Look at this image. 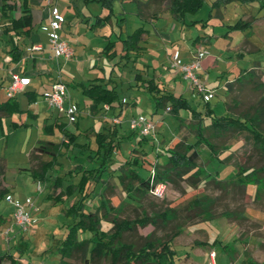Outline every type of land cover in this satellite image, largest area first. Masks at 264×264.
Segmentation results:
<instances>
[{
	"label": "crops",
	"instance_id": "0c3cea01",
	"mask_svg": "<svg viewBox=\"0 0 264 264\" xmlns=\"http://www.w3.org/2000/svg\"><path fill=\"white\" fill-rule=\"evenodd\" d=\"M205 1H211L212 8L216 9L215 15L221 18L223 8L221 0H203L202 6ZM53 6L58 8L63 19L60 34L69 42L72 49V56L69 59L54 57L50 49L47 30ZM24 9L26 10L23 11ZM197 11L186 12L177 18L167 5L153 3L151 0H107V3L104 0H0V102L8 99L6 87L11 81V72L30 79L22 90L23 94L18 92L13 97L19 110L0 116V264H22L21 260L24 259L18 251L21 253L26 250L28 245L26 235H29L30 240L33 234L40 230V225L50 215L47 211L48 205L64 201V180L60 175L56 176V180L53 179L54 167H58L57 172L61 173L60 171H65L66 167L70 166L69 162L73 160L70 153L75 152L74 146L86 144V149L88 147L89 151L95 150L96 148L91 147L93 135L97 132H106V126L102 128L99 126L102 121L108 122L110 116L120 117L125 113L135 117L133 108L140 104L141 99H145L151 109L149 119L155 124V134H150L154 141L145 144L148 140L146 137L142 139L139 135L140 138L137 139L139 145L131 148L130 153L133 155L141 153L144 158L149 153H155L156 160V150L166 153L173 143L181 139L176 133L180 132L181 127L188 129L190 124L188 118L191 120L190 113L186 112L188 109H180L177 113H172L169 106L156 109L154 98L146 87L152 80L163 90L188 100V92L194 90L182 78L180 72L170 66V58L177 55L182 61L187 62L198 48L204 50L203 47L211 43L212 34H197L192 37L190 33L193 28L198 29L200 26L203 29L208 24V20L195 17ZM26 14L29 18L23 25L20 18ZM221 24L225 26V22L222 21ZM228 25L231 23L227 24V29L220 32L221 34L225 35L230 31ZM138 28L142 29L138 49L125 50L123 40ZM188 39L191 40L190 45ZM34 46L40 48L34 49ZM206 55L207 52L201 60L199 75L207 86L211 80L210 68L220 58L218 55L207 57ZM256 64L262 67L259 61H252V64L241 67L236 72L229 71L228 74L217 75L224 78L222 91H227L226 84L232 81L230 78H236L243 70L254 68ZM58 81L66 85L65 104H72L77 109L72 122H68L66 116L57 109L50 107L44 98V93ZM90 83H102L108 88H113L117 93V99L110 104L99 103L94 106L93 100L83 93L84 87ZM209 89L214 90V85ZM141 92L147 94L141 95ZM21 95H24V98ZM21 97V100L25 101L24 104L20 102ZM188 102L190 103L189 100ZM223 104L224 109L221 113L226 107L224 102ZM169 114L178 121L174 126L170 123ZM85 116L86 121L83 122L81 119ZM113 119L111 122L115 126L122 123L119 119L118 123H114ZM19 130L23 132H18ZM19 133L21 138L17 147L20 148L18 153L20 159L10 164L7 155L9 140L12 135ZM131 133L136 134L132 130ZM84 134L89 137L88 141L80 143L78 140L84 137ZM118 136L119 139L122 138L119 132ZM46 142L55 145L56 153L37 149L41 143ZM134 148L138 151H134ZM129 157L131 155H127L123 160L115 159L111 169L124 166L125 160ZM138 158L144 162L145 167L137 171L145 174L148 170L146 166H152L154 161L148 165L142 157ZM87 160L97 164L90 158V153ZM45 162H51V167L43 173L42 164ZM69 170L71 169L68 168L67 171ZM111 171L105 180V187L109 178L118 172L114 170L115 173L112 175L114 171ZM38 181L41 190L37 189ZM69 184H74L72 179L66 185ZM9 194L20 202L33 197V205L29 209L33 224L27 233L20 232L13 223L14 206L6 199ZM91 197L92 195L86 201L88 209L100 202L94 198V202L98 203L90 206ZM106 199L112 203L109 197ZM72 203L67 206L64 203L62 211L55 212L59 217L70 220L69 223H65L67 227L71 217L67 216L66 209ZM54 225H45L44 229L51 227V231L48 229L46 234L53 233ZM67 227L65 233L55 238L53 244L54 254L58 257L57 263L53 258H48L45 263L44 256L40 257L39 253H33L37 259L32 261L33 264H69L72 259L67 260V263L62 262L57 251ZM198 244L203 246L201 242ZM210 253L208 264H216L215 256Z\"/></svg>",
	"mask_w": 264,
	"mask_h": 264
},
{
	"label": "rangeland",
	"instance_id": "374dc122",
	"mask_svg": "<svg viewBox=\"0 0 264 264\" xmlns=\"http://www.w3.org/2000/svg\"><path fill=\"white\" fill-rule=\"evenodd\" d=\"M246 1L249 3H245L243 0H229L224 3L222 6L221 18L215 15L216 9L212 8L211 1H205L203 6L195 14V17L206 21L208 20V24L204 26L203 29L198 26V29L193 28L190 31L191 35H193L192 37L197 34H212L211 43L205 45L203 48L207 52L206 57L209 55H218L220 58L216 64H212L214 68L213 66L210 68L211 80L206 86L207 88L212 85L215 87L213 90L214 96L211 98L209 105L214 109L216 114L223 111V102L225 104H227V102L228 104H232V102L236 101L237 106L234 112L238 113L247 109L249 105L255 103V101L259 99L261 94H264L261 92L262 89L255 90L252 85H248L247 83H237L234 81V77L229 79L233 82V90L231 92L225 90V93L222 91L224 78L221 76L217 77V75H221L222 73L228 74L229 71L236 72L241 67H247L252 64V61H259L262 67H256L255 71L261 76V80L264 81V5H261L264 4V1ZM237 20L247 23L241 28L230 29L225 35L220 33L227 29L228 23L234 24ZM222 21L225 22V26L221 24ZM190 42L191 40L188 42V45H190ZM211 58L209 59L210 61ZM126 72L125 70V73ZM19 93L23 94L22 91H19ZM140 94L146 95L147 93L141 92ZM21 96L23 97L24 95ZM22 97L20 98V102L24 104L25 101L24 99L23 101L21 100ZM188 100L193 108L202 110V112L205 111V101L195 90L188 92ZM147 102L148 101L145 99H141L140 104L135 105L132 110L135 114L134 116L141 115L149 119L148 115H150L151 109L148 104H146ZM186 112L190 113V110H186ZM132 117L130 113H125L120 117L110 116L108 122L102 121L99 124L101 128L106 126L105 131H107L109 125H112L111 120L113 118L122 121V123L116 125V127L118 126L119 134L122 135L121 139L118 138L120 140V145L115 149L113 156L117 161L123 160L127 155L132 156L133 154L130 153L131 148L139 145L137 139L140 138V136L137 133L133 135L131 129H129L128 122ZM168 117L171 119L170 123H172V126L178 122L171 114H169ZM66 120L69 122L68 118ZM81 120L83 122L86 121V116ZM91 120L94 119L91 118ZM189 122H191V120L188 118V124ZM18 132L22 133L23 131L19 130ZM21 133H19V135H12L9 140L7 155L10 164L20 159V155L18 154L20 148L17 146L20 143ZM192 133L191 128L188 126V129L181 127L180 132L176 134L180 138L186 137L188 140H192ZM154 134V132L151 133V135ZM151 135L149 134L146 136L145 139L148 141H145V144H150L149 142H152V140L154 141L153 137L150 138ZM245 135V133H241L239 136L217 139L216 141L219 143H229L230 147L218 157L214 156L211 160L209 149L202 146L200 159L206 164V173L214 176L219 172L221 181L215 182L209 180L207 182H202L197 188H192L184 182L182 183L181 190L174 188L168 183L159 184L149 193L148 197L142 200L141 205L135 206L126 204L121 216L134 218L137 215L141 216L144 210H146L145 212L151 209L162 210L167 206H171L180 212L184 206L196 196L209 195L211 198L215 199L213 213L216 217L204 221L195 219L187 221L185 219H180V223L183 227L172 241L176 255V264H208L209 253L212 250L214 252L216 264H264V180L260 181L258 187L257 184L248 183L245 192L242 186H236L232 183L227 184L222 181H230L228 177L232 175L233 171H235L239 165L257 167L264 164V154H261L260 151L253 146L252 141ZM83 136L84 137H80L78 140L80 143L88 141L89 137L87 134ZM91 142V147L95 149L97 143L95 135H93ZM157 142L156 144L158 147L160 141ZM74 147L75 152L70 153V156L73 158V162H69L70 166H67L65 171H60L61 173L57 172L58 167H54L55 170L53 174L55 177L53 179L56 180V176L60 175V178L64 180V201H56V203L52 202L51 205H48L47 211L50 212V215L40 225V230L33 234L30 240L29 235H26L28 243L27 248L21 253L18 251L24 259L21 260L22 264H33L32 261L37 260L33 253H39L40 257L44 256L45 263H47L48 258H53L55 263L58 261L57 255L54 254L53 244L55 243V238L57 239L65 233L67 227L65 223L70 220L59 217L55 212H58V210L60 211L64 203L65 206H67L78 197L75 192L70 194L66 193V184L70 182V179L73 180V183H78L80 177L84 173L82 169H91L97 166L95 163L87 160V156L91 151H89L88 147L86 149V144ZM154 154L155 153H149L144 158L141 153H137L148 165H151V163L155 161ZM227 156L229 157L223 161L222 159ZM62 157L63 156H61V158ZM65 158L69 161L67 156H65ZM77 164H82L84 166H76ZM110 166H114V162ZM146 167L149 168V166ZM68 168L71 170L67 171ZM114 173L115 171L112 175ZM104 174L105 175L102 177L104 181L101 179L96 183L95 189L91 194L92 200H90V204H88L94 206L98 203L94 202V198L96 201H100L102 198L105 199L106 197L110 198L113 205H117L123 201L126 202L128 197L119 184L118 178L115 177L116 174L112 178H109L107 187H105V180L108 179V170H105ZM261 175H264V173ZM262 178H264V176H262ZM104 187L105 189H103ZM86 207V209H88V206ZM222 211L235 212V214L232 218L219 216V213ZM50 224H55L54 227H52L54 229V234L52 232L46 234L48 229L51 231V227H46L45 229L44 227ZM103 227L108 229L110 224L103 222ZM152 230V225L139 227L135 232L126 234L125 238L129 241L141 243L144 236ZM167 233H172L171 226L158 229L156 231V236L163 237ZM200 242L203 246L198 244ZM69 264H81V262L78 258H74L69 261ZM106 264L109 263L107 262Z\"/></svg>",
	"mask_w": 264,
	"mask_h": 264
},
{
	"label": "trees",
	"instance_id": "16d2710c",
	"mask_svg": "<svg viewBox=\"0 0 264 264\" xmlns=\"http://www.w3.org/2000/svg\"><path fill=\"white\" fill-rule=\"evenodd\" d=\"M151 1L167 5V8L177 18L186 12H196L203 3V0ZM228 1L221 0L223 4ZM104 2L107 3V0ZM28 18L29 15H22L20 22L24 25ZM244 25L245 23L239 20L228 25V28H241ZM141 35L142 29H136L123 40L124 49L127 51L138 49L137 45ZM255 67H260V64H256ZM255 67L243 70L234 81L239 84L252 85L255 90L262 89L261 92L264 93V81L256 73ZM226 87L227 91L231 92L233 82H227ZM146 88L154 98L156 109L169 106L172 113H177L180 109L190 110L189 127L194 138L188 140L183 137L177 140L166 150V153L156 150V160L145 174H141L137 170L145 166L137 155L127 158L124 166L111 169L110 165L115 162L114 151L119 146V136L115 124H112L106 132H97L95 135L96 149L90 152V158L97 162V166L91 169H82L84 173L78 183L69 184L66 189L68 194L77 191L78 197L66 209V214L71 217V222L57 248L62 262L67 263L69 259L78 258L81 264H106L107 262L109 264H176L172 241L183 227L180 219L204 221L215 218L216 215L213 213L215 199L206 194L196 196L180 212L171 206L162 210L151 209L148 212L143 209L144 213L134 218L121 216L125 205H141L142 200L162 183H168L181 190L184 182L192 188H197L202 182L221 181L219 172L214 176L206 173V164L200 159L202 146L209 149L210 160L229 149V143H219L216 141L217 139L245 133V136L252 141L253 146L261 154H264V94H261L255 103L243 111L234 112L237 106L235 101L232 104L227 102L225 111L216 114L209 105L211 99L204 102L205 111L202 112V110L193 108L187 99L163 90L152 80L147 83ZM83 93L93 100L94 106L99 103L110 104L117 99L116 91L102 83H90L84 87ZM18 110L17 101L13 97H8L6 101L0 102V116L9 115ZM145 137L142 136V139ZM142 139L139 141L140 143ZM54 147V144L46 142L41 143L37 149L54 154L56 153ZM134 151L138 150L134 148ZM228 157L222 160L224 161ZM50 167L51 162L43 163L42 172L44 173ZM105 170H108L109 174L110 170H118L116 175L128 199L126 202L113 205L108 199L102 198L95 207L86 209V201L94 191L96 183L102 179ZM262 173H264V164L257 167L239 165L228 177L230 181H222L242 186L245 192L248 183L257 184L258 187L260 181L264 180ZM102 181L104 180L102 179ZM234 214L235 212L222 211L219 216L232 218ZM103 222L109 223L110 227L104 228ZM147 225H152L153 230L144 236L141 243L125 238L126 234L133 233L137 228ZM168 226H171L172 233H167L163 237L156 236L158 229Z\"/></svg>",
	"mask_w": 264,
	"mask_h": 264
},
{
	"label": "built area",
	"instance_id": "2783aa9c",
	"mask_svg": "<svg viewBox=\"0 0 264 264\" xmlns=\"http://www.w3.org/2000/svg\"><path fill=\"white\" fill-rule=\"evenodd\" d=\"M264 1V0H260ZM49 23L47 35L49 38L50 49L52 55L56 58L69 59L72 56V49L69 42L62 37L60 31L62 29L63 19L59 14L56 6H53L49 15ZM39 46H34V49H39ZM206 51L198 48L193 54V57L187 61H182L177 55H172L170 58V66L179 71L182 78L187 82L193 90H195L203 100L208 101L214 96L212 89L206 87L205 83L201 80L199 69L201 67V60L205 56ZM11 81L6 87L7 97H14L19 91L29 83L30 79L22 77L17 73L11 72ZM66 85L58 81L53 84L52 88L44 93V98L48 105L57 109L59 112L65 114L70 122L74 121L77 109L72 104H65ZM114 123L119 121L114 118ZM129 128L140 136H148L155 131V124L144 116H135L129 120ZM40 182H37V189L40 190ZM8 202L13 204V223L17 226L20 232H27L33 224V218L30 214V208L33 205L32 197H28L25 202L17 201L12 195H7ZM210 255H214L211 252ZM41 264V263H38ZM215 264V263H210Z\"/></svg>",
	"mask_w": 264,
	"mask_h": 264
}]
</instances>
